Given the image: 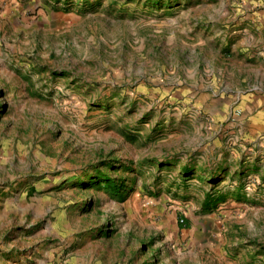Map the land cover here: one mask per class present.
Masks as SVG:
<instances>
[{
    "label": "rangeland",
    "instance_id": "obj_1",
    "mask_svg": "<svg viewBox=\"0 0 264 264\" xmlns=\"http://www.w3.org/2000/svg\"><path fill=\"white\" fill-rule=\"evenodd\" d=\"M0 264H264V0H0Z\"/></svg>",
    "mask_w": 264,
    "mask_h": 264
},
{
    "label": "trees",
    "instance_id": "obj_2",
    "mask_svg": "<svg viewBox=\"0 0 264 264\" xmlns=\"http://www.w3.org/2000/svg\"><path fill=\"white\" fill-rule=\"evenodd\" d=\"M105 181H107L108 184L110 183V181H109V179L107 177L105 178ZM110 186H111V189L113 191H117L118 190V187L115 184H111Z\"/></svg>",
    "mask_w": 264,
    "mask_h": 264
},
{
    "label": "crops",
    "instance_id": "obj_3",
    "mask_svg": "<svg viewBox=\"0 0 264 264\" xmlns=\"http://www.w3.org/2000/svg\"><path fill=\"white\" fill-rule=\"evenodd\" d=\"M223 99H224V98H223ZM239 99H240V96L236 95V96L233 98V101H232V102H234V101H236V100H239ZM223 101H225V99H224Z\"/></svg>",
    "mask_w": 264,
    "mask_h": 264
}]
</instances>
